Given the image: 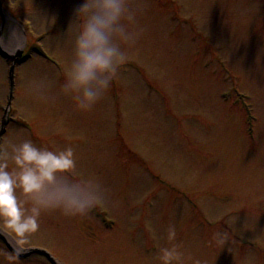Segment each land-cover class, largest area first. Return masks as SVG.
Listing matches in <instances>:
<instances>
[{"label":"rangeland","instance_id":"1","mask_svg":"<svg viewBox=\"0 0 264 264\" xmlns=\"http://www.w3.org/2000/svg\"><path fill=\"white\" fill-rule=\"evenodd\" d=\"M82 2L0 0V129L6 118L5 133L71 146L77 173L106 189L86 216L42 214L28 248L63 264H160L176 244L182 264H240L248 252L264 264V0H131L139 39L86 112L57 94L70 57L57 36ZM28 43L41 51L16 64L6 115L12 56Z\"/></svg>","mask_w":264,"mask_h":264},{"label":"clouds","instance_id":"2","mask_svg":"<svg viewBox=\"0 0 264 264\" xmlns=\"http://www.w3.org/2000/svg\"><path fill=\"white\" fill-rule=\"evenodd\" d=\"M139 12L131 0H83L74 9L66 32L57 36L70 48L57 94L70 99L76 110H92L127 64L124 46L131 48L139 39L140 31L134 28ZM76 168L71 146L51 149L37 144L26 129L2 130L0 237L7 245L0 242V264H20L42 214L86 216L105 204L106 189L98 178L79 175ZM166 239H176L174 226L167 228ZM212 240L222 246L228 233L217 231ZM157 255L160 264H182L184 258L176 244L160 248ZM240 264H257V258L248 252Z\"/></svg>","mask_w":264,"mask_h":264},{"label":"water","instance_id":"3","mask_svg":"<svg viewBox=\"0 0 264 264\" xmlns=\"http://www.w3.org/2000/svg\"><path fill=\"white\" fill-rule=\"evenodd\" d=\"M0 49H1V48H0ZM1 51H2V53H3L4 56H6V57L9 56L4 50L1 49ZM21 53H22V52H18L17 55L20 56ZM12 58H13V62H14V64H15V61H16V58H17V57L14 56V57H12ZM14 64L12 65V67H11V69H10V79H11V87H12V88H13V86H14V69H15ZM11 96H12V93H11ZM6 113H8V111H6ZM6 123H7L6 120H4V121H3V127H2V129L0 130V133H2V130L5 131L4 126L6 125Z\"/></svg>","mask_w":264,"mask_h":264},{"label":"bare ground","instance_id":"4","mask_svg":"<svg viewBox=\"0 0 264 264\" xmlns=\"http://www.w3.org/2000/svg\"><path fill=\"white\" fill-rule=\"evenodd\" d=\"M2 42H3V40H2ZM1 45H2L3 48H7L6 45H4V43H2Z\"/></svg>","mask_w":264,"mask_h":264}]
</instances>
